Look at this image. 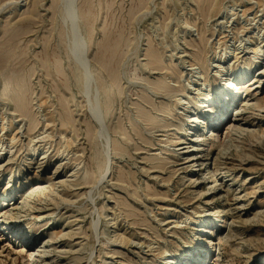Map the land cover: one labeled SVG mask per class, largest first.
<instances>
[{"label":"rangeland","instance_id":"obj_1","mask_svg":"<svg viewBox=\"0 0 264 264\" xmlns=\"http://www.w3.org/2000/svg\"><path fill=\"white\" fill-rule=\"evenodd\" d=\"M5 2H7L6 7L0 11V145L8 144L11 134L18 127H22V132L25 131L21 134L23 142L29 141V136L26 134L29 122L27 119L23 120L19 111H15L14 96L10 94V97H7L9 95L5 96L3 92L6 82H10L11 92L20 89L25 103L30 105L28 108L35 112L37 124L32 135L40 133V137L51 135L52 140L47 137L46 142H50L46 144V148H50L53 156L58 152L57 156L46 162L42 174L54 173L58 168L55 176L64 172L72 176L74 169H80L82 171L80 178L91 179L88 184L75 188L71 183L78 177L69 178L70 185H65L68 192L73 190L77 192L74 206L82 208V213L86 216L85 227H88L89 236L85 239L88 244L83 252L85 259L82 264H105V262L127 264L138 257V252L145 249L146 240L150 241L151 237H155L157 229L160 228L163 232L164 228H167L168 232L174 230L177 225L175 221L179 220L177 216H180L176 214H180L181 211L183 215L189 209L183 207L185 204L183 201L188 196L180 191V194H177L179 188L176 183L183 169L170 182L165 181L170 177L173 169L187 166L178 165L185 160L174 163L176 160L174 155L180 152V155H183L195 148L196 154L202 156L203 150L208 145L203 137H199V142L192 148L190 147L192 144L186 143L187 140L181 145H169L164 141L170 138L177 140L176 137L180 135L175 134L177 131L174 128L165 132L158 128L150 130L145 125L138 112L139 106L136 105L144 106L153 114L158 112L149 105L150 103H144L145 101L142 100L144 95H148L153 102L155 100L156 104L166 99L165 94L155 91L150 84L148 85L149 80L166 76L171 84L176 82V77L171 73L165 71L166 74H161L162 71H153L147 65V49L150 45L159 49L166 65L172 63L179 65L178 67L184 71L186 83L190 81L197 86L203 78L200 68L192 65L193 61L189 55L192 47L188 42L199 40L201 33L205 35L209 42L210 63H214L211 65V72L215 66L214 60L229 62L235 56V49L239 44L243 54L251 55L252 41L264 42V0H215L209 15H203L196 0H0V5ZM260 49L264 50L263 45ZM263 67L264 51L254 67L245 75L251 78V75L256 74ZM262 86L264 96V82ZM218 106V96L206 104L194 105L190 111L191 115H196L201 109L206 111L202 114L200 122L196 124V128L205 127L210 120L208 117L212 116L210 113L215 112ZM249 112L245 127H250L253 131L235 133L233 139L241 144L243 149L253 151L258 158L264 159V102L253 105ZM229 119L222 124L220 133ZM135 126L141 128L147 136V142L139 138ZM69 137L74 141L70 149L66 145ZM115 138L128 150L123 157H118L114 149H110ZM207 138L211 141V137ZM43 142L38 143L40 148L36 152V157L45 151L46 142ZM163 148L166 150H162ZM101 151L103 154H96ZM83 152L84 156L81 154ZM159 152L161 157H169L173 161L165 165V169L155 167L159 165L153 158ZM98 154L100 155L98 158L102 156L101 162L96 156ZM31 156L33 155H28V158ZM73 157L78 159L76 160L78 163ZM62 159L64 163L59 167ZM95 161L100 164L106 163L101 167ZM15 165L13 163L0 169V201L4 199L3 192L10 179L11 169L15 168ZM206 165V163L202 164L201 158L195 165L187 167V170L193 173L204 171ZM99 167L102 172L101 170L98 172ZM121 170L125 174L124 182L117 180L118 175L123 172H119ZM250 172L237 170V179L233 177L234 175L230 176V172H224L227 176L225 180L218 181L219 184L211 191L226 189L225 194L229 191L233 193L241 187L244 176ZM200 180H203L206 189L211 184L212 178L206 173H201ZM36 182L31 183L30 188ZM179 184L182 185V189L188 186L186 180H179ZM26 189L28 190V186L24 190ZM168 190L167 199L162 198L165 201L153 195L154 191L166 194ZM263 194L264 190L253 198L251 209L258 206V198ZM15 195L13 193V198ZM117 199L120 204L118 206ZM202 201L204 203L205 200ZM222 203L223 200L218 199L216 202L213 201L211 207L220 206ZM1 204L0 202V206ZM104 204L107 209L102 212L101 207ZM111 206H116L115 211L110 209ZM174 211L179 212L174 213ZM59 212L60 210L54 216L42 220L34 219L29 215L15 222L5 223L2 220L0 264H30L29 254L34 252V247H27V251L21 253V244L18 243L15 235L17 231L33 229L41 235V238L46 237L47 233H53L51 241L53 248H59L69 241V236L65 238L62 234H55V231L66 227V221L57 217ZM115 213H117L116 219ZM168 216L172 217L168 225L167 221L159 220ZM48 219L51 221L46 223ZM213 220V223L207 224L199 238L206 250L203 252L205 255L203 258H207L204 262L202 259L194 260L192 264H217L219 247H208L206 241L215 238L217 242L219 233L224 232L227 227L221 223L222 218L216 220L213 218ZM263 224L256 221L250 223L247 228H257ZM103 230H106L107 235L100 234V236L99 233ZM251 233L253 232L248 235ZM121 235L122 237L124 235L123 239L119 237ZM245 244V248H249V244ZM184 250H188V247L185 246L180 251L172 249V252L167 253L166 257L160 259L157 264H190L186 260ZM176 258L179 263L174 262ZM244 260L235 254H225L219 264H264V252L257 251L249 263Z\"/></svg>","mask_w":264,"mask_h":264},{"label":"bare ground","instance_id":"obj_2","mask_svg":"<svg viewBox=\"0 0 264 264\" xmlns=\"http://www.w3.org/2000/svg\"><path fill=\"white\" fill-rule=\"evenodd\" d=\"M196 1L199 3V7H201L199 9L202 10V12L204 13L203 15H209L211 9L215 5V0ZM6 5L7 2L1 4L0 11L4 7H6ZM252 42L253 55H247L248 53L243 54V51H240L242 47H239L241 44H239V46L235 49V56L230 59L229 62L224 63L221 59L217 60L215 58V66L212 70L213 72H211V65H213L214 63H210L211 59H209L208 39L203 33H201L199 40L189 41L188 44L192 47V51L189 53L193 61L192 65H197L200 68L201 76L203 78L202 82L199 83V85L197 86H194L190 81L186 83L187 81L186 79H184V71L178 67L179 65H176L174 63L166 65L164 63L162 54L159 52V49L152 45H150V47L147 49V65H149V67L153 71H162L161 74H166V72L171 73L172 75H174V77H176V82L171 84L169 81H167L166 76H161L154 80H149L148 85L150 84V87H152L155 91L165 94L166 99L164 101H161L160 104H156L155 100L153 102V100L148 97V95H144V97L142 98V100L145 101L144 103H150L149 105H152L156 112H158V114H153L149 109L147 110L146 108H144V106L137 104L136 106H139L137 107L139 108V115L145 121V125L150 130L158 128L160 129V131L165 132H169L174 128L177 131L175 132V134L180 135L176 137L177 140H175V138H170L164 141L165 143H169V145H181L184 144L182 142H186L187 140L186 143L192 144L190 146L192 148L195 147L196 144L199 142V137H203V140L206 142V144L208 143V145L206 146L205 150H203L204 155L202 156L196 154L195 148L193 150L190 149V151H187V153L183 155H180L181 152L176 153L177 151H175L176 155H174V158L176 160L174 163H178L181 160H185L183 163L179 162L178 165L184 164L187 166L182 165L184 167H181L179 169H173L170 177L168 179H165V181L170 182L174 178V176H176V174H178V172L183 169L182 173L184 174L182 176V173L178 175L179 179L176 183V185L178 186L177 188H179L177 194L180 191V193H184L186 197H189H187L186 200L183 201L185 203L183 207L189 209L183 215L181 214L180 210V214L177 213L179 211H174V213H177L176 215H180L177 216V219L179 220L175 221L177 224L175 226V229L170 230V233L166 231L167 228H164V232L161 231L160 228L159 230L157 229V235L155 237H149L150 241L146 240L145 249L143 251L138 252V257L133 260L131 259L132 261L128 262L127 264H157L160 259L166 257L167 253L172 252V249L175 248L176 250L180 251L185 246L188 247V250H184V252H186L185 255L188 263L192 264V261L199 259H202V262H204L207 257L203 258L205 256L203 252L206 250L205 246L200 243L201 239L199 240V238H201L202 232L205 231L207 224L213 223V218H215V220L218 218H222L221 223H224L227 227V229L225 228L226 230L224 232L219 233L217 242H215V238H211L206 241V245L208 244V247H219V252L217 254L216 259L217 264L221 262V258L225 254H235L241 258H244V261L246 263H249L251 261V258L256 255L257 251L259 253L264 252V241H262V239L264 238V224L261 227L257 228H247L250 223L256 221L264 223V194L260 198H258V206L255 209H251V203L253 201V198H255L260 192L264 190V159L258 158V156L253 151H247L243 149L242 145L236 143L233 139L235 133H249L253 131V129H250V127H245V125H247V118L250 113L249 110L253 105H257L261 102H264L262 86L264 82V67L260 68L256 74L251 75V78L245 75L248 70H251L254 67L256 62L261 58L262 52L264 51L260 49L261 45H263L264 47V42H257L256 40ZM236 43L237 41L235 42V45ZM105 46L107 47V45ZM11 91L12 90H10V82H6L3 89L5 96L9 95L7 97H10V94L14 96L15 101H13L14 104H16L15 111H19L20 116L23 117V120L27 119V121L29 122L28 128H26V134L29 136V141L27 140V143L23 142L21 134L25 133V131L22 132V127H18L16 131L11 134L8 144L4 146L1 143L0 145V169H3L4 167L6 168L7 166H10L13 163L16 164L15 168L12 167L11 169L10 179L3 192L4 199L0 201L2 203L0 206V222L2 220L5 221V223H8L9 221L15 222L25 215H29L34 219L42 220L44 218L54 216L60 210V212L57 214V217L66 221V227L59 231H55V234H62L63 237L65 236V238L69 236V241H66L59 248H53V244L51 243L53 239V233H47L46 237L41 238V235H39L33 229L22 230L20 232L17 231L15 235L17 237L18 243L21 244L22 249L20 252H26L27 247H34V252L29 254L30 264H42L44 262L46 264H82L83 259H85L83 252L85 251L88 244L85 239L87 236H89L88 227H85L86 216L83 215L82 208L74 206V199L77 196V192H75L74 190L68 192L67 188H65V185H70L69 178L75 179L76 177H78L76 181L71 183V185L75 188H78L77 186L82 184H88L91 179L89 180L88 178H85V176L88 174L84 176L85 180L83 178H80V169H74V171L72 172V176H69L67 172L55 176V173L57 172L58 168L54 171V173L49 172L48 174H42L43 167L46 162L52 160L55 156H57L58 152L55 153L53 156V153H50V148H46V144L50 142H46L48 141L47 137H50L51 135H48L47 133V137L46 135L40 137L41 133L35 136L32 135L35 131L37 124V119L34 115L35 112L31 111V108H28L30 105L28 106V103H25L24 97L21 94L20 89H14L13 92ZM149 96L151 95L149 94ZM216 96H218L219 99L218 109L216 108L215 112L210 113L212 116L208 117V119L210 118V120H208L207 123L205 122V127H202L201 129L196 128V124L200 122L202 114H205L206 111L204 109H201V112L197 113L196 115H191L190 111L192 110V107L194 105L206 104L209 101L214 100ZM212 108L214 107L212 106ZM228 118H230L228 123L224 125L222 133H220L219 130L222 127V124L226 122ZM135 129L137 134L140 136L139 138H142L144 141L147 142V136L144 134L141 128L135 126ZM114 132L118 134L116 130H114ZM92 133L90 134L92 135ZM23 136L25 137L24 134ZM207 137H211V141H209ZM130 139L132 140V138ZM50 140H52L51 137ZM41 141L46 142L44 145L45 151H43L38 157H36V152L40 148L38 143H41ZM112 141H114L112 142L114 144L113 147L110 149H114L115 155H118V157H123L125 154L128 153V150L118 139L115 138V140L113 139ZM72 142L74 141H72L71 138L67 141L68 144L66 145L67 147H69V149L71 148ZM2 150H5V152ZM162 150L165 151L166 149L163 148ZM13 151L15 152L12 153ZM84 152L81 154L83 155ZM97 153L100 154L102 153V151L96 152V154ZM81 154H78V156H81ZM99 154L96 155L97 158L98 156L100 157L101 154ZM28 155L33 156L28 158ZM103 157H105V155ZM201 158L202 164H207L204 168V171L199 170L198 172L193 173V171L187 170V167L195 165ZM98 159L95 160L101 162L100 159H102V156ZM73 160L74 159H72V161ZM76 160L78 159L75 158L74 161ZM103 160H105V158ZM153 160H156L159 165L155 167H159L162 169H165V165L169 164L170 162H173L170 160L169 157H161L160 152L155 156V158H153ZM100 162L96 163L100 164ZM63 163L64 159L60 160L59 167H62ZM105 163L100 164V166ZM98 169V172H100L101 168L99 167ZM237 170H246L248 172H250L249 170H251L250 173L244 176L243 181L241 183V187L239 189H237L233 193L229 191L228 194H225L226 189H223L224 191H211L212 188L219 184L218 181L225 180L227 176L224 175V172H230V176L234 175L233 177L237 179ZM122 171L123 170L119 172ZM123 173L124 171L122 172V174ZM201 173H206L212 178V180L210 181L211 184H209V187L206 189L204 188L205 185L202 182L203 180H200ZM122 174L118 175V181L124 180L123 177L125 174ZM100 175L102 177V173ZM93 178L94 177H92V179ZM86 179L88 180L86 181ZM179 180H186V183L188 182V186L185 189H182V185L179 184ZM35 181H37L36 184H34L32 188H30L31 183ZM27 186L28 190H24L25 188H27ZM221 186L222 185L220 184V188ZM199 187H201V189H198ZM35 189H37L36 192ZM149 189L151 190L152 188L149 187ZM167 192L168 193L164 194L154 191L153 195L157 198H161V200H164L162 198L167 199L166 197H168L167 194H169V190ZM13 193L16 194L14 198ZM136 196L138 197V194ZM218 199L223 200L222 205L211 207L213 201L216 202V200ZM201 200H205L204 203L203 201L201 202ZM116 205H120L118 199ZM101 208L102 212H105V210L107 209L106 204H104V206ZM115 208L116 206L110 207V209H113L114 211ZM167 209L169 210V208ZM116 214L117 213L114 214L115 219L117 218ZM171 218V216H168L159 220H161L162 222L167 221L166 223L168 225V222L171 221ZM50 221L51 219H48L46 223H49ZM98 224L100 223L98 222ZM250 232L253 233L248 235ZM100 234L107 235L106 230H103L101 233H99V235ZM119 237H122V235ZM123 238L124 235L122 239ZM244 238L246 239L243 240ZM240 240L243 241L241 242ZM248 240L249 248H245V243H248L246 242ZM250 244L253 246L252 248L250 247ZM257 246L258 248L255 249V247ZM60 255L61 257H59ZM176 261L178 262L179 260L176 258L174 262ZM105 264H107V262H105Z\"/></svg>","mask_w":264,"mask_h":264}]
</instances>
